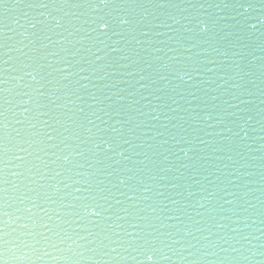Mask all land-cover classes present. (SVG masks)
<instances>
[{"label":"water","instance_id":"water-1","mask_svg":"<svg viewBox=\"0 0 264 264\" xmlns=\"http://www.w3.org/2000/svg\"><path fill=\"white\" fill-rule=\"evenodd\" d=\"M0 264H264V0H0Z\"/></svg>","mask_w":264,"mask_h":264},{"label":"snow or ice","instance_id":"snow-or-ice-1","mask_svg":"<svg viewBox=\"0 0 264 264\" xmlns=\"http://www.w3.org/2000/svg\"><path fill=\"white\" fill-rule=\"evenodd\" d=\"M101 2H104V0H101ZM106 27V25H101V28ZM149 259H151V257H149Z\"/></svg>","mask_w":264,"mask_h":264}]
</instances>
